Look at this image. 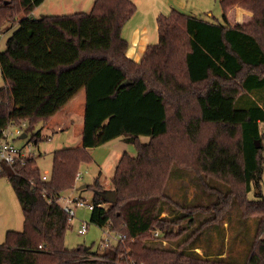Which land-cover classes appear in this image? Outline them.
<instances>
[{
  "label": "trees",
  "instance_id": "1",
  "mask_svg": "<svg viewBox=\"0 0 264 264\" xmlns=\"http://www.w3.org/2000/svg\"><path fill=\"white\" fill-rule=\"evenodd\" d=\"M43 1L0 0V33L16 25L0 52V140L8 125L25 123V135L48 125L84 89L81 147L54 151L46 181L35 156L2 165L0 178L23 222L20 232L6 233L0 264H264V198H247L251 188L260 191L264 171V0H219L221 20L214 21L172 10L157 18V43L138 63L121 36L136 10L130 0H94L89 13L30 18ZM235 4L253 12L250 23L228 24L225 12ZM118 137L136 154L116 159L114 203L95 181L89 219L126 239L90 260L91 247L65 248L71 219L49 199L74 189L80 166L91 161L87 149ZM32 141H41L39 131ZM174 168L192 172L212 200L172 201L165 191ZM232 203L243 220L257 221L245 248L243 225L232 224L237 256L223 241L212 251L197 240L224 223ZM153 232L175 249L146 244Z\"/></svg>",
  "mask_w": 264,
  "mask_h": 264
},
{
  "label": "rangeland",
  "instance_id": "2",
  "mask_svg": "<svg viewBox=\"0 0 264 264\" xmlns=\"http://www.w3.org/2000/svg\"><path fill=\"white\" fill-rule=\"evenodd\" d=\"M165 1V0H164ZM135 5L136 10L134 14L124 24L121 36L127 42L130 43V50L127 53L128 57L138 63L142 59L143 47L145 45H154L157 43V19L156 15L158 11H163L164 4L159 3L158 0H131ZM197 3H192L194 10L188 12V8L175 9L180 13L192 15L196 18L204 20L209 19L212 15L215 19L221 20V8L215 0H204L203 2L196 0ZM90 0H48L41 5L37 11H35V19H39L42 16H68L75 13H89L90 12ZM177 7V6H176ZM166 6L165 9H167ZM242 10L251 14V17L242 18L238 13ZM165 11V10H164ZM186 11V12H185ZM190 11V10H189ZM168 12H162L163 16L169 14ZM159 13V12H158ZM228 14V16H227ZM226 20L230 26L246 25L254 18L253 12L246 9L240 4L230 6L225 12ZM236 16V17H235ZM159 17H162L161 15ZM212 17V18H213ZM10 36V31L0 33V52L4 51L7 38ZM264 41V33L261 37ZM3 87V79L0 73V88ZM264 95V94H263ZM86 92L82 89L73 99L71 103L65 107L64 111L58 114L53 123L50 125H39L32 132L27 133L26 138L21 139L19 136L10 137L13 145L19 149L26 156H35L36 164L39 172L50 175L52 165L53 152L64 148H79L81 147V131L84 121ZM63 123L62 131L57 130L56 123ZM65 127H67L65 129ZM13 127L12 129H14ZM36 131L40 132L41 141L34 143L32 136ZM259 131L261 135V146L263 147L264 158V123L259 124ZM24 134V129L22 130ZM145 138L141 137L143 142ZM148 140V139H147ZM260 143H258L259 145ZM120 150V151H119ZM119 153H127L130 156H135V148L129 145H123L119 139L113 138L108 140L100 147L92 150L89 156L92 158V162L88 164H82L79 168V172L83 178L77 182L76 186L87 185V189L80 192L79 196L87 203H92L94 192L92 186L95 179L98 177V173L101 172L102 177L99 179V183L103 186V192L109 191L110 180L113 173V156ZM212 186H217L214 183H210ZM222 183H220L221 185ZM260 191L251 188L247 194L249 200H257L264 198V171L260 180ZM219 188V186H218ZM220 189L224 191V187L220 186ZM73 190V189H72ZM166 195L174 202L182 204L183 202L197 201L198 204H208L212 197L208 193L203 191L198 180L192 172L179 170L174 168L172 174L166 186ZM166 210H170L168 206L164 205ZM239 208L235 203H232L224 215V223L222 225L210 226L206 228L204 234L198 238L204 245L211 244L212 251L215 250L216 243L221 247L222 241L224 242L225 251L230 252L233 256H237L240 253L241 245H237L239 241L232 229V224L236 230L237 224L243 225L245 229L243 247L249 245L253 230L256 228V219L250 218L243 220L239 216ZM164 215V214H163ZM162 215V216H163ZM90 212L87 210L77 209L75 216L70 221V228L65 234V248L68 250L77 249L79 246L90 248L93 252L103 253L113 249L117 244V234L110 232L107 226L99 228L90 223ZM202 220H205L206 216H200ZM23 216L15 197L13 190L8 184L5 178H0V245L5 241V235L8 231L20 232L22 230ZM81 223L87 224V232L83 235L77 233ZM230 224V225H229ZM223 226V228H222ZM155 233V232H153ZM229 237V238H228ZM264 237V235L262 236ZM142 242L145 240L141 239ZM165 240V239H164ZM108 242L110 245L108 249L101 248V242ZM238 241V242H237ZM166 245L154 240L153 234L145 240V243L149 246L161 248V249H175V246L168 240H165ZM235 246V247H234ZM239 246V247H238ZM238 249V250H237ZM243 249V248H242ZM245 251V250H244ZM198 254H201V250H196ZM244 258L235 259L237 262L242 263Z\"/></svg>",
  "mask_w": 264,
  "mask_h": 264
},
{
  "label": "built area",
  "instance_id": "3",
  "mask_svg": "<svg viewBox=\"0 0 264 264\" xmlns=\"http://www.w3.org/2000/svg\"><path fill=\"white\" fill-rule=\"evenodd\" d=\"M25 123H22L20 126H13L8 125L3 131H2V139L0 140V171L2 165H12L16 161H21L24 158H27L28 156L24 155L19 149H17L13 143L10 140V137L12 136H21L22 130L25 127ZM15 127L14 129H12ZM47 174H43L42 180H47ZM82 174L78 172L75 177V181L79 182L82 180ZM49 202L54 203L55 205L59 206L62 211L70 218L72 219L75 216V212L77 209L87 210L91 212L94 208V205L91 203H87L82 198L76 197L74 195H69L66 193L59 194L52 196L49 199ZM87 232V224L81 223L77 233L80 235H83ZM154 240L158 241L159 243L166 245V242L163 238L160 237V234L158 232L153 233ZM117 243L123 242L126 237L122 234H117ZM108 242H101V248L108 249L109 247ZM106 251L103 253L96 252L95 256L88 257L87 259L90 260H101V256L105 254Z\"/></svg>",
  "mask_w": 264,
  "mask_h": 264
},
{
  "label": "crops",
  "instance_id": "4",
  "mask_svg": "<svg viewBox=\"0 0 264 264\" xmlns=\"http://www.w3.org/2000/svg\"><path fill=\"white\" fill-rule=\"evenodd\" d=\"M46 1H48V0H44L38 7H36L30 14H29V16H30V18H33V19H35V11H37V9L41 6V5H43ZM131 1V0H130ZM145 1V0H144ZM159 1V3H163L164 4V8H162V10L163 11H158L157 12V17H156V19L161 15V16H163L162 15V12H168V10L171 12L172 10H175V9H178V10H181L180 8H184L185 10L187 9L188 10V12H193L192 10H194V8L193 7H191L192 6V4L190 3V2H192V3H197L196 2V0H158ZM199 1H201V2H203L204 0H199ZM207 1V0H206ZM215 1H217L218 3H219V0H215ZM93 2H94V0H90V5H91V7H90V10H91V8H92V5H93ZM220 5V4H219ZM166 6H168V8L167 9H165L166 8ZM177 6V7H176ZM175 8V9H174ZM221 8V7H220ZM165 10V11H164ZM190 10V11H189ZM176 11V10H175ZM222 11V10H221ZM243 12H239L238 14L243 18H246V17H251V14H249L248 12H246V11H244V10H242ZM169 12V13H170ZM179 12V11H178ZM186 12V11H185ZM79 13H82V12H79ZM185 14V13H184ZM193 13H189V14H187L188 16H192V17H195V16H193L192 15ZM207 16H209V19H207V21H214V19L212 18L213 16L212 15H207ZM227 16H228V14H227ZM236 17V16H235ZM201 19V18H200ZM19 20V17L17 18V21ZM204 20V19H203ZM215 20H217V19H215ZM229 24V23H228ZM16 26V25H15ZM15 26H13L12 28H11V30H10V34H11V32L16 28ZM125 40V39H124ZM126 41V40H125ZM127 42V41H126ZM128 43V49H127V53L129 52V50H130V43L129 42H127ZM149 46H151V44H148V45H145L142 49H143V55H144V53H145V51H146V49L149 47ZM142 55V56H143ZM127 57H128V55H127ZM129 58V57H128ZM4 84V83H3ZM72 102V100L69 102V103H71ZM68 105V104H67ZM66 105V106H67ZM65 109V108H64ZM64 109H63V111H64ZM62 111V112H63ZM61 113V112H60ZM59 113V114H60ZM57 116V115H56ZM55 116V117H56ZM55 117L53 118V120L55 119ZM52 120V121H53ZM50 122L48 125H50V124H52L53 122ZM64 126V124L63 123H56V125H55V127L57 128V130H60V131H62L61 130V128ZM67 127H65V129H66ZM117 139H119V141L123 144V145H125V143H123L121 140H120V138L118 137ZM148 140H147V138H145L144 139V141L143 142H147ZM34 143H36V142H34ZM98 148V147H97ZM94 149H96V148H94ZM94 149H87L86 151L88 152V154H90V152H92V150H94ZM120 151V150H119ZM124 153V152H123ZM121 153H119V154H117V152H116V154L112 157L113 158V160H112V163H113V173H114V169H115V165H116V159H117V157L120 155ZM90 162H92V158H91V161ZM36 166H37V164H36ZM113 173H112V176H113ZM112 176H111V178H112ZM83 177V176H82ZM102 177V175H101V172H99L98 173V177L95 179V181L96 180H98L99 181V179ZM95 181H94V183H95ZM76 184H77V182H76ZM100 184V183H99ZM101 185V187L103 188V186H102V184H100ZM81 186H83V185H80V186H76L75 185V187H74V189L72 190H69V191H67V192H65L66 194H69V195H74V196H76V197H79V198H81L80 196H79V194H80V192L81 191H83V190H85V189H87V185H85L86 187L84 188V189H82V190H80V188H81ZM109 191H110V188H109Z\"/></svg>",
  "mask_w": 264,
  "mask_h": 264
},
{
  "label": "water",
  "instance_id": "5",
  "mask_svg": "<svg viewBox=\"0 0 264 264\" xmlns=\"http://www.w3.org/2000/svg\"><path fill=\"white\" fill-rule=\"evenodd\" d=\"M129 82H124L123 84L120 85V89H123L125 88L126 86H128ZM21 139H24L26 138V135L25 134H22L20 136ZM258 143H256V147H258ZM86 186L83 185L81 186L80 190L84 189ZM103 195V197L105 198V200L108 202V203H114L115 201V193L113 191H107V192H102L101 193Z\"/></svg>",
  "mask_w": 264,
  "mask_h": 264
}]
</instances>
